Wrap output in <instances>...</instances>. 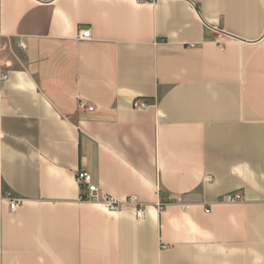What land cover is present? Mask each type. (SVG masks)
<instances>
[{
	"label": "crops",
	"instance_id": "1",
	"mask_svg": "<svg viewBox=\"0 0 264 264\" xmlns=\"http://www.w3.org/2000/svg\"><path fill=\"white\" fill-rule=\"evenodd\" d=\"M263 35L264 0H0V264H264Z\"/></svg>",
	"mask_w": 264,
	"mask_h": 264
},
{
	"label": "built area",
	"instance_id": "2",
	"mask_svg": "<svg viewBox=\"0 0 264 264\" xmlns=\"http://www.w3.org/2000/svg\"><path fill=\"white\" fill-rule=\"evenodd\" d=\"M77 39L80 41H85L90 39V32L89 30H81L78 32ZM261 41L264 43V35L261 38ZM223 43L220 42L219 45L221 46ZM190 47H194V45H190ZM5 47L2 48V50ZM20 49H24V46L21 44L19 46ZM0 61V81L3 82L7 79V73L5 72L4 68H9L7 63H3ZM77 107L80 110L87 111L88 113H92L94 111L93 105L86 103L85 101L78 99ZM133 107L137 110H145L148 105L145 103H140L139 101L134 102ZM75 181L78 185L80 196L83 201L92 202L103 210L109 213H119L124 210H131L133 211L134 217L137 220L143 219L144 216V204L135 196H127L122 199H119L92 183L91 176L86 170H78L75 174ZM6 204L8 210L10 212H15L18 210L22 204V199H14L11 198L9 194L5 197ZM241 200L239 195H228L223 197L222 201L224 203H236ZM173 204L180 206L184 211L187 209V205L183 203L182 198H176L172 201ZM166 204L158 203L156 207L160 210Z\"/></svg>",
	"mask_w": 264,
	"mask_h": 264
}]
</instances>
